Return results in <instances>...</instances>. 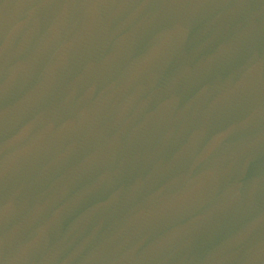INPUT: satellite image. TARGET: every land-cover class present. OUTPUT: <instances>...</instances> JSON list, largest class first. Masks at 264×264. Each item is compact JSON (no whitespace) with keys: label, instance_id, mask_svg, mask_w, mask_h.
Segmentation results:
<instances>
[{"label":"water","instance_id":"95a60500","mask_svg":"<svg viewBox=\"0 0 264 264\" xmlns=\"http://www.w3.org/2000/svg\"><path fill=\"white\" fill-rule=\"evenodd\" d=\"M264 88V0H0V113L95 114Z\"/></svg>","mask_w":264,"mask_h":264}]
</instances>
